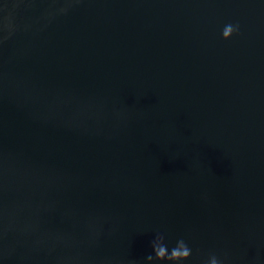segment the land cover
<instances>
[{
  "label": "water",
  "instance_id": "obj_1",
  "mask_svg": "<svg viewBox=\"0 0 264 264\" xmlns=\"http://www.w3.org/2000/svg\"><path fill=\"white\" fill-rule=\"evenodd\" d=\"M161 232L264 264V0H0V264Z\"/></svg>",
  "mask_w": 264,
  "mask_h": 264
},
{
  "label": "clouds",
  "instance_id": "obj_2",
  "mask_svg": "<svg viewBox=\"0 0 264 264\" xmlns=\"http://www.w3.org/2000/svg\"><path fill=\"white\" fill-rule=\"evenodd\" d=\"M239 23L228 22L222 28V36L224 38H230L233 33H239ZM151 246L153 252L148 254V261H160L163 264L166 262H172V264H185V261L192 255V248L186 242L184 238H179L175 246L169 250L168 244L165 242L164 234L157 233L151 240ZM135 264V262H133ZM203 264H224V261L215 253L212 252L208 255V258L203 261Z\"/></svg>",
  "mask_w": 264,
  "mask_h": 264
}]
</instances>
